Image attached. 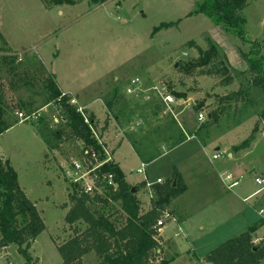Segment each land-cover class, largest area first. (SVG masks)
Masks as SVG:
<instances>
[{
  "label": "rangeland",
  "instance_id": "rangeland-1",
  "mask_svg": "<svg viewBox=\"0 0 264 264\" xmlns=\"http://www.w3.org/2000/svg\"><path fill=\"white\" fill-rule=\"evenodd\" d=\"M88 1L46 10L40 0H0V33L15 55L35 54L60 84H70L77 91L78 105L89 103L90 112L101 124L105 119L100 101L103 94L146 73L154 77L153 82L143 85V93L137 98L121 92L131 105L124 125L117 126L121 132L109 123L110 130L98 139L110 157L127 134L146 122L150 123L149 130L163 127L167 116L174 119L186 139L220 147L216 153L224 158L223 163L212 161L210 157L215 152L207 149L198 154H204L198 164L197 156L192 157L195 153L190 142L141 165L122 145L125 181L138 188L136 196L142 210L149 209L151 201L149 192L141 191L142 182L153 184L159 179L163 183L174 178L173 183L189 188L177 199L175 208L179 211L168 206L169 218L161 228L164 260L173 258L169 264H198L219 244L253 226H257L253 233L255 243L264 245V192L254 181L257 176L264 178V123L259 117L264 94L250 89L237 100L232 97L240 89L251 87L253 81L242 55L249 51L248 44L203 15L188 16L202 0H108L99 6H90ZM240 16L246 39L260 45L264 59V0H246ZM161 24L173 25L156 29ZM210 43L219 50L232 73L230 86H222L215 78L184 79L177 73L186 63L195 62L198 48L205 50ZM60 75L65 77L64 82ZM162 83L178 96L172 97L173 102L167 106L154 90ZM18 96L26 94L21 92L13 98ZM159 103L163 104L161 112L151 118V107ZM44 110V115L53 121L51 110ZM213 112L216 120L206 123L207 114ZM199 113L204 114L201 121L196 120ZM15 117L13 113L11 118ZM34 122L17 123L2 133L0 156L9 161L20 188L35 204L44 225L31 243L29 254L35 264H61L56 246L72 236L64 217L70 204L68 196L76 185L65 178L60 164L66 167L76 150L69 144L61 145L57 151L49 150L35 134ZM183 123L204 128L198 136H188ZM150 139L155 141V136ZM245 141L249 142L247 149L227 157L223 146L231 144L234 149ZM155 143V148L165 146L161 139ZM141 167L144 173H136ZM226 174L238 179L230 191L223 185ZM179 218L184 221H174ZM82 263L96 264L94 254L85 256ZM0 264H24L16 245L0 249Z\"/></svg>",
  "mask_w": 264,
  "mask_h": 264
},
{
  "label": "trees",
  "instance_id": "trees-1",
  "mask_svg": "<svg viewBox=\"0 0 264 264\" xmlns=\"http://www.w3.org/2000/svg\"><path fill=\"white\" fill-rule=\"evenodd\" d=\"M106 1L108 0L88 2L90 6H99ZM40 2L46 10H49L54 7L74 6L80 3V0H40ZM245 6L246 0H202L195 5L193 13L188 15H203L213 25L220 26L241 42L248 44L249 51L242 55L253 81L251 87L240 89L232 95L235 100L241 94L248 93L250 89L260 90L264 94V59L260 45L248 41L245 37L244 20L240 16ZM170 25L161 24L156 29ZM188 44L195 46L192 45L193 42ZM18 56L8 48L0 33V136L18 123L16 117L11 118L16 111L31 114L47 107L55 115L56 122L41 114L33 125L36 134L49 150L57 151L60 150L61 145L69 144L76 150L73 153L75 157L81 158L83 151L87 149L97 153L99 159H103L104 145L99 144L97 139L106 131L109 115L116 122V126L122 127L126 113L131 108L121 91L114 89L103 97L107 118L99 127V121L93 113L84 109L81 114L77 112L75 106L68 104L70 95L59 90L54 75L46 70L35 54L24 52L21 54V61H18ZM177 73L184 79L215 78L224 87L230 86L233 82L231 71L225 65L219 50L211 43L205 50L198 48L195 62L186 63L184 67L178 68ZM21 92L26 96L13 98L15 94ZM166 93L178 97L171 90L167 91V86ZM162 106L163 104L159 103L151 107V112L154 111L151 118L161 112ZM259 117L264 123V108ZM215 118L214 112L207 114L206 123H212ZM165 120L166 124L163 127L157 126L149 130L150 123L146 122L144 125L146 127L140 125L137 131L126 135L125 141L142 165L149 164L186 140L181 128L176 126L171 116H167ZM51 122L55 124L53 128ZM183 124L188 136L196 137L204 128L195 126V123H192V126ZM151 136H155V141L158 142L161 139L165 146L155 148L156 143L150 139ZM248 147L249 142L245 141L233 150L237 152ZM106 174L113 176L116 189L108 188L101 183V177ZM96 175L95 184L100 187V194H85L80 186L75 184L74 191L68 196L70 204L64 221L72 236L62 245L56 246L62 259L61 264H83L82 259L90 253L94 254L96 264L172 262L173 258L164 260L165 250L161 245L163 241L156 222L164 214H168L171 201L183 193L185 190L183 183L176 182L173 185L174 178H171L161 184H151L149 188L143 182L139 184L141 191L149 192L151 195L149 209L144 211L136 196L138 188H133L125 181L116 163H105ZM132 188L135 190L134 193ZM256 227H249L238 236L219 244L205 255V262L264 264V245L261 242L254 243L253 233ZM43 230L44 225L35 204L27 199L19 187L16 173L9 161L0 156V249L16 245L18 253L24 259V264H35V260L29 254V248Z\"/></svg>",
  "mask_w": 264,
  "mask_h": 264
},
{
  "label": "built area",
  "instance_id": "built-area-1",
  "mask_svg": "<svg viewBox=\"0 0 264 264\" xmlns=\"http://www.w3.org/2000/svg\"><path fill=\"white\" fill-rule=\"evenodd\" d=\"M18 61H21V55L18 56ZM158 92V94L161 97V100L163 101V104L166 106L169 105L170 103L173 102V98L170 94L166 93V85L165 83H162L159 88L154 89ZM125 95L129 97H139L141 96L142 90L138 86V80L133 79L130 80L129 83L127 84L125 90ZM68 104L71 106H75L77 109V112L82 114V111L84 108L78 105L76 99L73 96H70V99L68 100ZM47 107H45L46 109ZM48 109V108H47ZM45 110L42 108L38 112H34L31 114H25L23 111H16L14 114L17 118L18 123H25L29 121H36L38 117L43 114L44 115ZM204 114L199 113L197 114L196 120L201 121L203 119ZM111 117V115H109ZM56 122V119L54 118L53 120ZM86 123V120H85ZM98 140V139H97ZM98 143L100 141L98 140ZM103 151V159H99V155L95 153L94 151L90 150H84L81 158L75 157V156H70V159L66 161V167L63 164H60L63 172L65 173V178L69 182H73L74 184H78L82 190L83 193L91 195L93 193L100 194V187H97L95 184V178H96V172H99V169L107 162H112V159L110 157L109 152L106 150V148L102 147ZM212 159L217 161V162H222L224 158L218 154L214 153L212 156ZM66 160V159H65ZM93 162V163H91ZM65 164V162H64ZM143 167L137 170L136 173L142 174ZM255 183L260 186L259 191L264 192V178L257 176L255 178ZM224 182V187L226 190L230 191L231 188L237 185L238 180H233L230 174H226L225 177L223 178ZM101 183L108 188H113L116 189V185L114 183V178L111 174H106L101 177ZM156 184H161V180H156ZM146 184V187L149 188L151 184ZM150 194V193H149ZM151 197V195H150ZM169 218V215L166 213L164 214L157 222H156V227L163 228L164 227V222L166 219Z\"/></svg>",
  "mask_w": 264,
  "mask_h": 264
},
{
  "label": "crops",
  "instance_id": "crops-1",
  "mask_svg": "<svg viewBox=\"0 0 264 264\" xmlns=\"http://www.w3.org/2000/svg\"><path fill=\"white\" fill-rule=\"evenodd\" d=\"M60 9V8H59ZM2 35V34H1ZM3 36V35H2ZM3 38H4V36H3ZM4 40L6 41V43H7V46H8V48L14 53L15 51H13L11 48H10V46L8 45V42H7V40L4 38ZM42 62V61H41ZM43 63V62H42ZM43 65L45 66V68H46V70H48V66H46L44 63H43ZM49 71V70H48ZM154 77L153 76H150L148 73H146V75H144V76H142V77H135V78H132V79H130V80H133V79H137L138 80V86L140 87V89H143V85H145V84H147V83H150V82H153L154 81V79H153ZM60 80H61V82H64V80H65V77L64 76H62V75H60ZM130 80H128V81H126L122 86H119L118 88H115V89H119L122 93L124 92V90H125V88H126V86H127V84L129 83V81ZM119 81V79H116L115 80V82L117 83ZM55 82H56V84H57V86H58V88H59V90L62 92V93H64V94H68V95H70V96H75L74 98L76 99V101L78 102L79 100H78V94L76 93L77 91H74L75 89L73 88V87H71L70 86V84H67V85H62V84H60L59 83V81H57L56 80V78H55ZM114 90V88L112 89V91ZM112 91H108V92H106L105 94H103L102 95V97H101V99H100V101H101V103H102V108H103V110H104V114H105V119L107 118L106 117V109H105V107H104V105H103V97H105L106 95H108V94H110ZM124 95H125V92H124ZM125 97V96H124ZM89 103H86L85 105H83V106H81L82 108H84V109H87L88 111H90L89 110ZM92 113V112H91ZM96 117V116H95ZM97 119V118H96ZM104 119V120H105ZM104 120H103V122H104ZM99 121V120H98ZM103 122H102V124H101V122L99 121V125H103ZM109 123H110V125H112V127H116L117 128V126H116V122L112 119V116L111 117H109V121H108V126H110L109 125ZM100 126V127H101ZM107 129L108 130H110V128L109 127H107ZM106 129V130H107ZM117 130L119 131V132H121L118 128H117ZM35 134H36V132H35ZM37 135V134H36ZM119 135V134H118ZM102 137V136H101ZM100 137V138H101ZM192 143V146H191V151L193 152V153H195L194 155H192V157H195V156H197V157H195V159H196V161H197V163L198 164H201V160H202V156H204V154H201L202 156H200V155H198L199 153H201V152H205V150H207V149H212L213 150V152H218V151H220V147L218 146V145H214L213 146V144H205V145H201L195 138H187L182 144H180L179 146H177V147H175L174 149H172V150H170V151H168V152H171V151H174V150H176V149H178V148H180V147H182V146H184V145H186L187 143ZM101 143V142H100ZM102 144V143H101ZM123 144H125L129 149H130V151L134 154V152L132 151V149H131V147L129 146V144L126 142V141H120L119 142V145H118V147L116 148V150H115V153L114 152H112V157H111V159H113V161L112 162H114V163H116L117 165H118V167L120 168V170L122 171V173H123V175H124V178L126 177V175H125V173H124V171H123V169H122V164H123V162H125V156L123 157L122 156V153H121V149H122V145ZM104 145V144H103ZM230 146L231 147H234V145H231L230 144ZM230 146L229 147H226V146H223V150L224 151H226L227 152V157L228 158H232V156L234 155V154H236V152H234V150L233 149H231L230 148ZM104 148H105V146H103ZM236 147V146H235ZM218 149V151H216ZM198 151V152H197ZM231 151V152H230ZM197 152V153H196ZM167 153V152H166ZM165 154V153H164ZM134 156L137 158V156L134 154ZM205 156H207V155H205ZM212 156H213V154L211 155V157H210V159L212 160V161H215V160H213L212 159ZM3 157V156H2ZM138 159V158H137ZM139 161V160H138ZM224 161V160H223ZM223 161L222 162H218V163H223ZM209 162H211V161H209ZM141 164V163H140ZM202 164H203V162H202ZM142 165V164H141ZM140 169V168H139ZM144 173V172H143ZM142 173V174H143ZM181 177V176H180ZM127 178V177H126ZM125 178V179H126ZM181 180H182V178H181ZM238 180V179H237ZM143 183H145V182H143ZM154 184V183H153ZM19 185V184H18ZM184 186H185V190L183 191V193L181 194V195H179L176 199H174V200H172L171 201V206H174V208L175 207H177V205H176V203H177V199L180 197V196H183L187 191H188V186H186L185 184H184ZM20 187V186H19ZM150 196V195H149ZM246 200V199H245ZM176 209V208H175ZM177 210V209H176ZM177 211H179V210H177ZM174 221H176V222H181V221H184V218H179V219H177V220H174ZM160 234H162V232H161V230H160ZM255 237V236H254ZM259 240H261V239H258V241ZM264 240V239H263ZM254 243H255V240H254ZM4 250V249H3ZM174 261V260H173ZM202 261V263L204 264V263H207V262H205V260H204V258L201 260ZM201 261H198L199 263L201 262ZM198 263V264H199ZM169 264V263H168Z\"/></svg>",
  "mask_w": 264,
  "mask_h": 264
},
{
  "label": "water",
  "instance_id": "water-1",
  "mask_svg": "<svg viewBox=\"0 0 264 264\" xmlns=\"http://www.w3.org/2000/svg\"><path fill=\"white\" fill-rule=\"evenodd\" d=\"M177 68V63L176 64H174V69H176ZM51 73L53 74V71H51ZM216 151H218V149L216 150ZM173 185H174V183H173ZM132 192L134 193L135 192V190L132 188Z\"/></svg>",
  "mask_w": 264,
  "mask_h": 264
}]
</instances>
